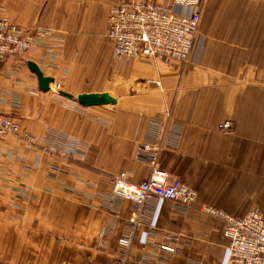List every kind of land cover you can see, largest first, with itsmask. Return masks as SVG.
Wrapping results in <instances>:
<instances>
[{
    "label": "crops",
    "instance_id": "1",
    "mask_svg": "<svg viewBox=\"0 0 264 264\" xmlns=\"http://www.w3.org/2000/svg\"><path fill=\"white\" fill-rule=\"evenodd\" d=\"M126 1L0 0V13L36 34L24 56L0 62L1 108L21 126L0 137V264H118L130 229L129 264H223L224 221L203 207L264 214V0H201L187 62L131 63L115 59L107 38L111 6ZM29 61L54 78L50 90ZM57 89L117 102L83 106ZM227 120L233 127L220 128ZM173 128L180 140L165 145L160 166L197 198L184 209L152 199L133 227L134 203L112 193V179L147 180L138 147ZM53 143L67 154L50 153ZM168 232L179 253L159 249Z\"/></svg>",
    "mask_w": 264,
    "mask_h": 264
},
{
    "label": "built area",
    "instance_id": "2",
    "mask_svg": "<svg viewBox=\"0 0 264 264\" xmlns=\"http://www.w3.org/2000/svg\"><path fill=\"white\" fill-rule=\"evenodd\" d=\"M201 6V0H131L111 6L107 38L112 46L113 56L126 63L143 57L187 62L198 36ZM35 43L36 34L31 29L0 13V62L24 56ZM155 82L161 85L160 81ZM2 98L0 90V137L19 134L20 123L15 117L2 111ZM232 127L231 121L220 125L224 130ZM50 136L54 140L59 138L55 132H50ZM180 136L181 131L173 128L162 140L155 138L154 141L139 145L138 159L152 167L147 180L134 183L129 180L127 172H121L112 179V193L134 203L137 217L130 220L133 227L152 199H169L182 209L196 200L197 192L159 163V156L165 145L178 142ZM24 138L30 142L39 140L29 133ZM56 145H48V151L65 156L67 153L59 150ZM203 210L224 221L223 235L227 239V245L223 264H264V214L259 208H252L243 216H233L211 206H204ZM134 233L130 229L120 237L118 264L130 263ZM148 237L147 233L143 239L144 244L148 242ZM181 246L180 237L168 232L164 241L159 244V249L164 253L176 254L180 252Z\"/></svg>",
    "mask_w": 264,
    "mask_h": 264
},
{
    "label": "water",
    "instance_id": "3",
    "mask_svg": "<svg viewBox=\"0 0 264 264\" xmlns=\"http://www.w3.org/2000/svg\"><path fill=\"white\" fill-rule=\"evenodd\" d=\"M28 65L30 69L37 74L39 78L40 89L42 91L50 90L51 83L54 82V78L44 75L40 67L35 62L29 61ZM59 94L67 98L77 100L83 106L115 104L117 102V99L109 92L81 93L75 96L67 91L59 90Z\"/></svg>",
    "mask_w": 264,
    "mask_h": 264
},
{
    "label": "rangeland",
    "instance_id": "4",
    "mask_svg": "<svg viewBox=\"0 0 264 264\" xmlns=\"http://www.w3.org/2000/svg\"><path fill=\"white\" fill-rule=\"evenodd\" d=\"M61 90V89H60ZM57 91L59 92V90L57 89ZM227 121H230V120H227ZM162 153V152H161ZM159 158H160V156H159Z\"/></svg>",
    "mask_w": 264,
    "mask_h": 264
}]
</instances>
